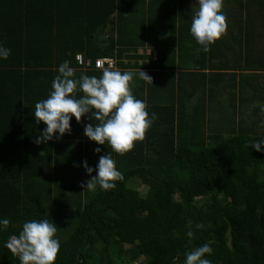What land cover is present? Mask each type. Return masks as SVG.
I'll list each match as a JSON object with an SVG mask.
<instances>
[{
    "label": "trees",
    "instance_id": "16d2710c",
    "mask_svg": "<svg viewBox=\"0 0 264 264\" xmlns=\"http://www.w3.org/2000/svg\"><path fill=\"white\" fill-rule=\"evenodd\" d=\"M101 1L0 0V43L10 49L0 60V218L10 220L0 231V264H19L4 242L22 222L42 216L62 227L54 234L60 241L54 264H136L140 258V264H183L185 251L204 243L212 248V264H264V152L244 147L246 139L262 136L255 132L205 143L198 131L185 129L177 143L173 130H158L162 124L155 120L132 149L113 153L124 176L114 189L97 186L83 203L79 196L73 213L55 205L62 197L53 196L58 156L69 155L64 149L70 146L80 150L88 140L84 125L96 121L88 113L79 122L73 117L70 132L35 144L45 125L34 122L32 110L47 97L63 60L76 76L95 75L76 69L78 49L49 47L57 39L84 45L97 30H107L112 12L101 14ZM118 52L111 45L106 54ZM97 57L86 56L88 67ZM136 182L144 194L128 186ZM73 215L76 221L69 224ZM189 221L193 238L185 236Z\"/></svg>",
    "mask_w": 264,
    "mask_h": 264
},
{
    "label": "crops",
    "instance_id": "0c3cea01",
    "mask_svg": "<svg viewBox=\"0 0 264 264\" xmlns=\"http://www.w3.org/2000/svg\"><path fill=\"white\" fill-rule=\"evenodd\" d=\"M108 2L92 3L101 14L112 12V25L97 30L95 40L87 39L83 45L57 39L49 49H78L75 57L82 56L86 66L76 69L95 76L102 69L88 67L91 59L86 56L96 52L97 58L114 60L112 70L132 71V94L145 101L149 114L156 113L155 120L162 124L158 130H173L177 143L189 130L188 121L193 125L190 130L198 131L205 143L239 132L264 136L260 125L264 118L260 112L264 104V2L223 0L226 29L207 52L197 51L199 46L188 31L194 0H113L110 6ZM111 45L121 52L107 55ZM138 70L152 77L151 84L135 75ZM221 107H228L229 113L220 115ZM228 115L231 119L226 121ZM81 144L94 146L96 142L82 140ZM102 146L111 151L107 144ZM91 153L84 152V160ZM57 192L62 206L64 192ZM84 195L80 194L82 203Z\"/></svg>",
    "mask_w": 264,
    "mask_h": 264
},
{
    "label": "clouds",
    "instance_id": "9594fccd",
    "mask_svg": "<svg viewBox=\"0 0 264 264\" xmlns=\"http://www.w3.org/2000/svg\"><path fill=\"white\" fill-rule=\"evenodd\" d=\"M222 5L223 0H194L195 10L188 31L199 46L197 51L207 52L209 46L225 32L226 18L221 11ZM9 54L10 49L0 43V60L7 59ZM76 59L79 60L80 56L77 55ZM97 66H101L99 61ZM56 72L47 97L37 100L32 110L36 118L34 122L45 125L33 142L40 144L53 138L59 139L70 132L71 118L79 122L82 114H90L86 118L94 119L96 123H86L83 135L97 145L107 144L111 151L98 157L95 169L86 160L80 162L85 173L91 174L95 170V175L82 182L81 186L89 191H95L97 186L105 191L114 189L116 181L123 180L124 176L115 167L113 153L123 155L133 148L134 141L143 140L145 131L156 119V113L150 115L145 101L132 94V71L121 72L105 67L99 76H89L83 72L76 76L70 61L65 59ZM135 75L151 84L152 77L146 72L138 70ZM77 92L80 93L78 97ZM260 112L264 113V104L260 105ZM260 125L264 126V118L260 120ZM249 146L257 152H264V136L256 140L246 139L244 147ZM93 152H101L100 147L93 148ZM9 223V218H0V231L7 228ZM190 224V221L186 223L185 236L193 238ZM56 232L55 223L47 216L29 219L22 222L17 234L8 237L4 247L18 259L19 264H54L60 247V241L54 235ZM211 253L212 248L208 243L193 247L185 251L183 264H212L207 258Z\"/></svg>",
    "mask_w": 264,
    "mask_h": 264
},
{
    "label": "rangeland",
    "instance_id": "374dc122",
    "mask_svg": "<svg viewBox=\"0 0 264 264\" xmlns=\"http://www.w3.org/2000/svg\"><path fill=\"white\" fill-rule=\"evenodd\" d=\"M228 107H221L220 109V112H222L220 115H223L224 114H228ZM211 118V116H210ZM231 119V117L228 115L227 118L225 119L226 121H229ZM224 121V120H223ZM196 125V127L198 128L199 124L197 123H194ZM231 123H229L230 125ZM194 125V126H195ZM193 125L188 121L186 127L188 129H191ZM223 128L226 127V125L223 124L222 126ZM79 143H77L76 146H79L78 145ZM81 149L78 150L77 147H68V148H65L64 150H68V152H70L69 155H66V156H58V162L59 164H57V168L58 170L54 173V188H53V196L54 198L56 196H58L57 194V191L60 190L62 192H64V204L62 206H60V202H59V199L58 201L56 202V206L59 202V210L60 212H65L67 213V211H69L68 213H73L76 211V208L77 205H78V202H79V196L81 193H84V201H88L92 196L93 194L95 193V191H89L87 189H83L82 188V182L86 181L88 178H90L91 176H94L95 175V170L93 171V173L91 174H87L85 173L83 167L80 166V162L82 160H84V152L86 154V152H92L91 153V158L88 159V157L86 156V161L88 163L89 166H92L94 169H95V165L96 163L98 162V157L102 154H104V152H108V149L105 148L104 146L102 145H97L95 144L94 146H90L88 144H81ZM95 147H100L101 149V152L99 153H94L93 152V148ZM90 150V151H89ZM65 160H68V163L69 164H66V165H62V163L65 161ZM132 183V182H131ZM131 183L128 184L129 187H134L138 190V192L140 194H144L145 193V187L140 184L139 182H136L132 185H130ZM83 197V196H81ZM196 202L197 203H201V200L199 198H196ZM66 207H65V206ZM68 207V209H67ZM75 215L71 216V219L68 221L69 224H74L75 223ZM57 224V223H56ZM57 227V226H56ZM66 228V227H65ZM62 227H57V232H59V230H61ZM69 229V228H67ZM62 231V230H61ZM57 237V236H55ZM127 247H125L126 249ZM142 262V258H140L136 264H140Z\"/></svg>",
    "mask_w": 264,
    "mask_h": 264
},
{
    "label": "built area",
    "instance_id": "2783aa9c",
    "mask_svg": "<svg viewBox=\"0 0 264 264\" xmlns=\"http://www.w3.org/2000/svg\"><path fill=\"white\" fill-rule=\"evenodd\" d=\"M76 57H75V59H76ZM97 61L100 62V65H101L100 67L97 66ZM76 62H77L79 67H85L86 66L85 61H84L82 56H80L79 60L76 59ZM114 66H115V62L111 58H97L93 61V67L92 68L98 70V69H102L105 67H111V69H113Z\"/></svg>",
    "mask_w": 264,
    "mask_h": 264
}]
</instances>
